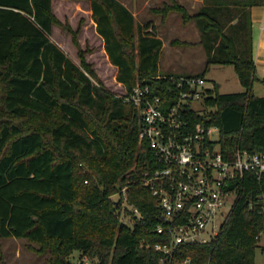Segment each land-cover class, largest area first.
Here are the masks:
<instances>
[{
	"label": "trees",
	"instance_id": "1",
	"mask_svg": "<svg viewBox=\"0 0 264 264\" xmlns=\"http://www.w3.org/2000/svg\"><path fill=\"white\" fill-rule=\"evenodd\" d=\"M53 1L0 0V240L36 243L39 253H50L49 264H72L75 251L97 258L96 264H162L155 245L169 238L157 231L163 224L159 207L133 170L144 158L141 116L103 85L78 32L54 14ZM74 1L91 3L117 81L129 92L144 82L173 103V84L159 78L163 41L152 24L136 26L134 14L119 0ZM263 4L204 0L191 16L173 0L157 10L179 12L185 23L197 21L205 72L213 64L234 66L245 91L223 94L216 85L203 102L210 112L192 116L219 127L229 150L264 152V96L254 92L264 78L256 72L250 13ZM54 25L72 35L80 64L53 41ZM124 188L141 219L123 211ZM263 209L264 182L248 174L223 231L209 244L180 246L175 262L191 257L190 264H256ZM122 212L132 225L120 220Z\"/></svg>",
	"mask_w": 264,
	"mask_h": 264
},
{
	"label": "built area",
	"instance_id": "2",
	"mask_svg": "<svg viewBox=\"0 0 264 264\" xmlns=\"http://www.w3.org/2000/svg\"><path fill=\"white\" fill-rule=\"evenodd\" d=\"M159 78L173 84V103L153 94L144 82H138L131 92L120 85L124 91L117 95L135 107L142 119L139 153L144 158L133 170L159 207L163 224L157 231L169 238L155 245L163 254L161 263L190 264L191 257L175 262L176 250L184 245L209 244L217 238L231 217L240 181L251 174L264 182V152L240 147L229 150L221 143L219 127L192 119L210 112L203 102L214 88L207 86L205 77ZM126 190L123 211L128 209L141 219V212L127 203Z\"/></svg>",
	"mask_w": 264,
	"mask_h": 264
},
{
	"label": "rangeland",
	"instance_id": "3",
	"mask_svg": "<svg viewBox=\"0 0 264 264\" xmlns=\"http://www.w3.org/2000/svg\"><path fill=\"white\" fill-rule=\"evenodd\" d=\"M90 3V2H89ZM156 0H152L150 6L147 7L146 13L137 14V24H145L150 19L152 22L156 19L158 8L155 6ZM157 8V9H156ZM53 11L59 21L64 25H69L74 31L78 32V40L86 53V60L92 65L98 78L103 85L114 93L123 92V88L117 83L116 72L109 63L106 53L103 50L102 43L97 40V33L94 27V19L90 8L87 6H68L60 2L53 4ZM189 13V12H188ZM177 17H183L181 13L175 12ZM190 14V13H189ZM158 18V16H157ZM192 21V20H191ZM144 26V25H143ZM52 39L55 41L76 63L80 64L79 49L73 43L72 35L67 32L63 26L54 25ZM211 77L217 79L222 85L219 90L223 94L237 93L245 91L240 83L235 68L233 66L214 67ZM211 81H207L210 87ZM254 91L257 96H264V84L256 82ZM197 102L196 108H199ZM119 200L118 195L113 197ZM128 217L125 213H121L120 220L132 225V221L127 222ZM2 254L0 255V264H49L51 257L49 252L39 253L40 246L21 238H3L0 240ZM97 258L84 257L82 252L75 251L71 257L72 264H96ZM256 264H264V232L261 235L258 249L256 251Z\"/></svg>",
	"mask_w": 264,
	"mask_h": 264
},
{
	"label": "crops",
	"instance_id": "4",
	"mask_svg": "<svg viewBox=\"0 0 264 264\" xmlns=\"http://www.w3.org/2000/svg\"><path fill=\"white\" fill-rule=\"evenodd\" d=\"M119 1L122 2L134 14L135 19H137V14L146 13L147 7H149L150 3L152 2V0ZM175 1L184 6L191 16H195L197 13H199L204 6V0ZM56 2H60L70 7L84 5L90 8L91 13L93 14L91 3H89V1L54 0L53 4ZM172 3L173 0H156L155 6L158 9H163L167 4ZM250 13L252 20L253 54L256 64V72L259 78H264V4L251 7ZM156 15L158 18L156 16V19H154L153 22L152 19H150L145 24L151 23L154 27V32L163 41V47L159 60V74L161 76L203 74L207 67V54L204 46L201 44L202 34L199 26L197 25V21L192 20L185 23L183 17H177L175 12H171L166 15L163 12L157 11ZM234 22H236V20ZM145 24L141 23V25ZM96 26L97 25L94 21L97 40L102 43L103 50L106 53L104 40L98 34ZM136 26H138L137 21ZM106 57L110 63L107 53ZM110 64L113 66L117 74V67H115L112 63ZM223 66L232 65L213 64L208 67L204 77L207 81H211L210 87L214 88L217 85L218 90L221 89V83L217 81V79L212 78L211 74L214 67ZM117 83L122 85L118 81Z\"/></svg>",
	"mask_w": 264,
	"mask_h": 264
}]
</instances>
